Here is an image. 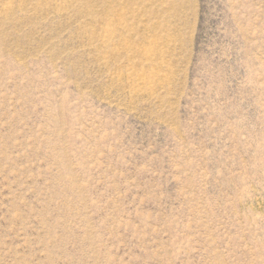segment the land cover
<instances>
[{"label": "rangeland", "instance_id": "374dc122", "mask_svg": "<svg viewBox=\"0 0 264 264\" xmlns=\"http://www.w3.org/2000/svg\"><path fill=\"white\" fill-rule=\"evenodd\" d=\"M0 264H264V0H0Z\"/></svg>", "mask_w": 264, "mask_h": 264}]
</instances>
